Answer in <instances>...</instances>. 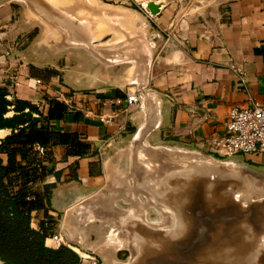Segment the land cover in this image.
Masks as SVG:
<instances>
[{
  "label": "crops",
  "instance_id": "1",
  "mask_svg": "<svg viewBox=\"0 0 264 264\" xmlns=\"http://www.w3.org/2000/svg\"><path fill=\"white\" fill-rule=\"evenodd\" d=\"M151 1L160 5L156 14L147 10ZM33 29L30 42L12 53L0 45V87L13 103L36 106L34 117H46L51 100L62 103V117L39 126L90 146L85 155H68L63 144L38 155L53 158L44 160L54 171L45 183L53 185L49 214L57 223L46 246L65 245L82 264L92 263L94 231L105 240L104 230L90 225L91 213L108 217L110 208L137 205L145 192L138 169L130 182L129 155L116 143L157 144L170 135L215 152L230 108L264 103V0L0 2V34L17 41ZM132 93L138 100L129 104ZM18 113L11 104L4 117ZM19 127L1 125L0 144ZM240 155L264 163V155ZM0 156L6 164L7 154ZM44 218L33 211L32 227ZM55 233L65 244L54 243Z\"/></svg>",
  "mask_w": 264,
  "mask_h": 264
},
{
  "label": "rangeland",
  "instance_id": "2",
  "mask_svg": "<svg viewBox=\"0 0 264 264\" xmlns=\"http://www.w3.org/2000/svg\"><path fill=\"white\" fill-rule=\"evenodd\" d=\"M129 6L136 11L144 10L136 3ZM12 11L17 15L14 7ZM35 31L36 29L31 30L17 41L13 36L0 34V45L6 46L12 53L14 49L28 44ZM159 142L160 151L164 155L162 204L157 200L156 206L151 208L155 202L154 195L150 193L154 182H146L147 192L141 196L145 202L125 214L126 221L131 224L114 228L107 224L104 227L108 233L113 229L112 232L118 237L114 243L117 247L112 250L113 256L106 262L98 254L92 253L89 260L92 263L95 260L97 264H133L143 247L154 249L159 244L158 241H161L168 245L162 248L164 251L177 249L176 246L173 247L174 244L182 248L181 253L192 247V253L195 254L193 262L200 264H248L247 254L251 249L256 257L254 263L264 264V252L261 251L260 243L264 234V186L257 184L254 176H264V163L246 159L242 155L231 158L210 150L196 149L198 147L170 135H163ZM119 146L132 151V166L144 167L151 173L155 170L158 176V167L152 165L144 150L149 146L135 148L126 143H120ZM155 188L158 190L157 184ZM179 216L191 218L196 223L192 227L194 234L189 241L185 234L187 228L178 225L176 218ZM90 219L96 220L94 216ZM98 233L95 230L92 239L95 240V245ZM251 234L254 240L250 243ZM229 237H235L238 262L227 252L221 253L230 246L231 241L227 240L232 238L228 239ZM214 251L216 255H213Z\"/></svg>",
  "mask_w": 264,
  "mask_h": 264
},
{
  "label": "trees",
  "instance_id": "3",
  "mask_svg": "<svg viewBox=\"0 0 264 264\" xmlns=\"http://www.w3.org/2000/svg\"><path fill=\"white\" fill-rule=\"evenodd\" d=\"M9 94L6 87H0V126L13 123L20 127L0 144V154L8 156L6 164L0 156V259L4 264H82L81 256L69 247L46 246V238L54 232L57 223L49 214L53 185L45 183L54 171L44 160L53 158L48 153L39 157L35 145L47 149L49 145L63 144L68 146V155H85L90 146L39 126L44 119L61 118L68 110L62 103L51 100L49 114L34 117L33 112H39L36 106L19 100L13 103L8 99ZM11 104L19 113L5 118L4 113ZM55 106L61 114L56 113ZM25 107H29L28 112H24ZM69 146L76 149L69 150ZM33 211H42L45 215L38 229L31 225Z\"/></svg>",
  "mask_w": 264,
  "mask_h": 264
},
{
  "label": "water",
  "instance_id": "4",
  "mask_svg": "<svg viewBox=\"0 0 264 264\" xmlns=\"http://www.w3.org/2000/svg\"><path fill=\"white\" fill-rule=\"evenodd\" d=\"M1 1H4V0H0V2ZM147 10L149 12L153 13V14H156V13H158L160 11V5L158 3H156V2H153V1L148 2ZM120 143H122V144L126 143V144H128V146L135 147V148L136 147H144V146H149L150 147L148 149L145 148L144 150H145V152L148 153V155H146V156L149 157L152 165L154 164L153 165L154 167L155 166L158 167L157 168L158 176L156 175L157 173H156L155 170H154L155 173L154 172L151 173V172H148L144 167L142 168V167H139V166H135V167H134V165L132 166L131 159L133 157H131V154H132L131 150H129V151L127 150V154L129 155L128 159H127V166H128L127 174H128V176H130V182L133 183V181H134L133 177L135 176L134 169H138V171H139L138 176H139V179H140L141 183H144L146 185V182H148V181L152 182L150 184H153V182H154V188L150 189V193L154 195V201L155 202L151 206V208L152 207L154 208L156 206L157 200L159 201L160 204H162L163 193H164L163 189H162V187H163L162 186V183H163L162 182V178H163L162 160L164 158V155L162 154L163 151H160L161 148H159L161 143L159 142L157 144L152 143V144H146V145H137L135 143V140L132 139V138L129 141L119 142V143H116V144L119 145ZM111 147H112V150H115L114 148H116V147H114L113 144L111 145ZM196 149H199V148H196ZM146 156L144 158H147ZM136 157L139 158V155H137ZM230 157L234 158L235 156H230ZM235 174H237V173H235ZM254 176H255V178L264 177V176L259 175V174H257V175L254 174ZM155 184L158 185V190H156ZM154 190H156V193L154 192ZM146 192L147 191H146V188H145V192L144 193H140V195H139V203L137 205L141 204L142 202H145V199H143L141 196L145 195ZM138 207L139 206H136V205L131 204V203L130 204H123V206H121V209L117 210V218H113V217H111V218L110 217H104L103 218L102 216L101 217L97 216L98 217L97 218L94 213H91V216L88 217V218L90 219L91 217L94 216L96 218V220H95L96 222L93 219H90V221H91L90 225L92 227L96 228L99 225H104V221L105 220H106L107 224L111 225L113 228L116 227V226H122L123 224L129 225L131 223L126 221V215L125 214H127V211L130 210L131 208L135 209V208H138ZM137 224H139V223H137ZM104 227H106V226H102L100 229L104 230ZM112 231H113V229L108 233L107 231L105 232V230H104L105 233H104L103 236H101V238H105V240L104 239H102V240L101 239H97V238H99V236H98L96 238V241H97L96 245L93 243L95 240L94 241L91 240L90 242L87 243V244H89V246H90L89 248L93 251V253H96V254L100 255V257L105 259L106 262H108L109 258H111L113 256V253H112L113 248L117 247L114 243L116 242V239L118 237H117V234L115 232H112ZM94 234H95V231H94ZM253 240H254V237L251 234L250 235V242L253 241ZM260 243H261V251L264 252V234L260 238ZM92 244L94 246H96V247L94 248V246H92ZM92 248H94V249H92ZM254 259H256L255 256L250 257L249 258L250 262L248 261V264H255L254 263L255 262Z\"/></svg>",
  "mask_w": 264,
  "mask_h": 264
},
{
  "label": "built area",
  "instance_id": "5",
  "mask_svg": "<svg viewBox=\"0 0 264 264\" xmlns=\"http://www.w3.org/2000/svg\"><path fill=\"white\" fill-rule=\"evenodd\" d=\"M41 81L37 80V84ZM129 104L135 103L138 96H127ZM225 132L214 140L215 152L225 156L240 154L264 155V103L254 101L247 107H231L224 123ZM35 150L44 155L46 149L35 145ZM51 239L57 245L65 244L62 236L55 233ZM92 264H97L94 260Z\"/></svg>",
  "mask_w": 264,
  "mask_h": 264
},
{
  "label": "bare ground",
  "instance_id": "6",
  "mask_svg": "<svg viewBox=\"0 0 264 264\" xmlns=\"http://www.w3.org/2000/svg\"><path fill=\"white\" fill-rule=\"evenodd\" d=\"M235 165V164H233ZM257 180V184L259 183L260 185L264 186V177L261 178H255ZM112 215V216H111ZM108 217H113V218H117V209L115 208H110L109 209V215ZM112 218V219H113ZM178 220V225H183L184 227L187 228L186 231V235H187V240L189 241L191 235L194 234V229H192L193 226L196 225L195 221H193V219H185L183 216H179V218H176ZM181 222V223H179ZM179 231V229H178ZM191 233V234H190ZM193 237V236H192ZM236 237V236H235ZM235 237H229L228 239L232 238V240H227V241H231L230 242V246L227 248V250H223L221 253H226L235 257V262H238V247L236 246L235 243ZM158 245L156 246V248H148V247H143V249H141V253L139 252L137 260L135 261V263L133 264H200L197 262H193L194 261V256L195 254L192 253V247H190L189 249H187V252L184 251V253H181V249L180 246L178 245H173L177 247V249H172V251H164L162 250V248L164 249L165 247H167L168 245L166 243H162L161 241H158ZM251 243V242H250ZM217 251V250H216ZM216 251L212 252L213 255H216ZM249 252V251H248ZM220 250H219V254L221 255ZM197 254V253H196ZM253 251L251 249V251L249 252V254H247V257H253ZM251 260V259H250ZM249 260V262H250ZM0 264H3L0 261ZM236 264V263H235Z\"/></svg>",
  "mask_w": 264,
  "mask_h": 264
}]
</instances>
